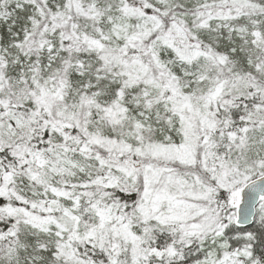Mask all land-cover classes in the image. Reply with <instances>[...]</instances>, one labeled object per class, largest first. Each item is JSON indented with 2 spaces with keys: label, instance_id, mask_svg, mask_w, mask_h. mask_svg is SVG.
Masks as SVG:
<instances>
[{
  "label": "snow or ice",
  "instance_id": "obj_1",
  "mask_svg": "<svg viewBox=\"0 0 264 264\" xmlns=\"http://www.w3.org/2000/svg\"><path fill=\"white\" fill-rule=\"evenodd\" d=\"M0 264H264V0H0Z\"/></svg>",
  "mask_w": 264,
  "mask_h": 264
}]
</instances>
